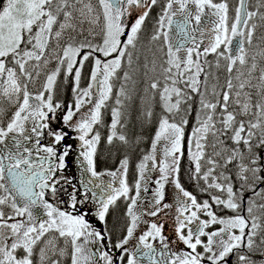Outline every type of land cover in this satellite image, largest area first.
Listing matches in <instances>:
<instances>
[{
    "label": "snow or ice",
    "instance_id": "snow-or-ice-1",
    "mask_svg": "<svg viewBox=\"0 0 264 264\" xmlns=\"http://www.w3.org/2000/svg\"><path fill=\"white\" fill-rule=\"evenodd\" d=\"M0 264H264V0H0Z\"/></svg>",
    "mask_w": 264,
    "mask_h": 264
},
{
    "label": "flooded vegetation",
    "instance_id": "flooded-vegetation-1",
    "mask_svg": "<svg viewBox=\"0 0 264 264\" xmlns=\"http://www.w3.org/2000/svg\"><path fill=\"white\" fill-rule=\"evenodd\" d=\"M70 142H71V141H70ZM72 159H73V157H70V158H69V168H68V170H67V171H68V174H69L70 176L77 175L76 167H75V164L72 162ZM107 166H108V167H111V166H112V162L109 161ZM103 167H105V165H104L103 162H102V163H101V168H103ZM182 178L184 179V182H185L186 186H189V185L187 184V179H186V177H183V173H182ZM189 187H190V186H189ZM190 190L196 191L195 189H192L191 187H190Z\"/></svg>",
    "mask_w": 264,
    "mask_h": 264
}]
</instances>
